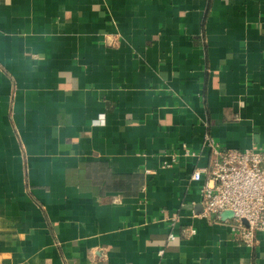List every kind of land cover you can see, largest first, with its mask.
I'll return each mask as SVG.
<instances>
[{
    "label": "crops",
    "instance_id": "1",
    "mask_svg": "<svg viewBox=\"0 0 264 264\" xmlns=\"http://www.w3.org/2000/svg\"><path fill=\"white\" fill-rule=\"evenodd\" d=\"M208 134L264 150V0H0V264H264L202 217Z\"/></svg>",
    "mask_w": 264,
    "mask_h": 264
},
{
    "label": "built area",
    "instance_id": "2",
    "mask_svg": "<svg viewBox=\"0 0 264 264\" xmlns=\"http://www.w3.org/2000/svg\"><path fill=\"white\" fill-rule=\"evenodd\" d=\"M203 144L210 153V164L195 170L190 179L199 185L202 217L209 223L227 224L238 245L254 249L257 236L264 234V150H222L209 134ZM183 153L195 157L185 146ZM223 214L231 217L223 220ZM175 224L173 219L171 227ZM174 239V234L168 235L169 241ZM91 261L102 263L104 257Z\"/></svg>",
    "mask_w": 264,
    "mask_h": 264
},
{
    "label": "water",
    "instance_id": "3",
    "mask_svg": "<svg viewBox=\"0 0 264 264\" xmlns=\"http://www.w3.org/2000/svg\"><path fill=\"white\" fill-rule=\"evenodd\" d=\"M231 217V214H223L222 215V218L225 219V218H230Z\"/></svg>",
    "mask_w": 264,
    "mask_h": 264
}]
</instances>
